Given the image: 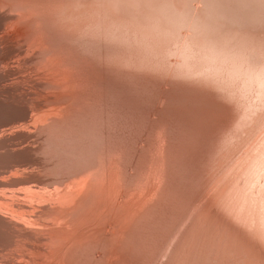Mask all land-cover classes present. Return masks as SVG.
I'll list each match as a JSON object with an SVG mask.
<instances>
[{
	"label": "rangeland",
	"instance_id": "1",
	"mask_svg": "<svg viewBox=\"0 0 264 264\" xmlns=\"http://www.w3.org/2000/svg\"><path fill=\"white\" fill-rule=\"evenodd\" d=\"M40 8L19 42L42 50L0 55V87L91 114L100 163L108 133L115 264H264V0H47L45 25Z\"/></svg>",
	"mask_w": 264,
	"mask_h": 264
},
{
	"label": "bare ground",
	"instance_id": "2",
	"mask_svg": "<svg viewBox=\"0 0 264 264\" xmlns=\"http://www.w3.org/2000/svg\"><path fill=\"white\" fill-rule=\"evenodd\" d=\"M30 5L32 0H0V55L41 49L36 40L19 42L31 40L24 24ZM46 5L41 0L42 25ZM1 92L0 264H115L108 133L101 134L106 145L100 163L91 114L79 120L63 115L64 101L36 85H3ZM84 228H101V242L89 240Z\"/></svg>",
	"mask_w": 264,
	"mask_h": 264
}]
</instances>
